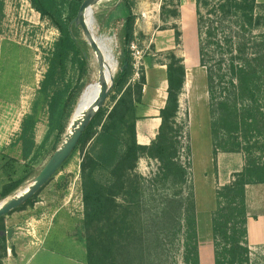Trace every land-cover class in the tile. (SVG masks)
I'll use <instances>...</instances> for the list:
<instances>
[{"label":"trees","instance_id":"trees-1","mask_svg":"<svg viewBox=\"0 0 264 264\" xmlns=\"http://www.w3.org/2000/svg\"><path fill=\"white\" fill-rule=\"evenodd\" d=\"M84 1L28 0L32 9L42 19L48 20L59 34L40 88V94L48 98V127L41 146L53 137L50 154L62 145L79 96V91L74 92L67 79L69 69L72 67L82 74L89 59L90 47L81 37V27L74 23ZM175 2L169 1L170 4ZM135 3L136 0H109L106 6L100 8V5L94 12L97 19L105 20L117 7L124 9V16L112 24L117 32L118 66L115 75L111 44L109 56L102 55L112 79L108 103L85 127L71 154L80 151L82 156L80 179L86 262L164 264L168 253L165 247L180 236L183 264H200L195 199L187 187L189 164L181 160L183 129L177 127L178 98L186 71L182 59L170 54L168 63L164 65L166 100L159 111L157 134L148 146L138 144L136 123L140 118L137 109L143 103L146 79L141 71L138 80L132 81L130 46L135 41ZM194 3L198 63L205 70L210 100L219 99L220 130L227 134L222 144L231 145L230 152L239 153L242 147L238 132L244 130L247 138L253 131L252 123L256 124L254 115L261 116L264 126V6L262 14L254 20L256 0H194ZM167 8L164 1L160 7L162 18L178 16L177 7ZM253 25L261 28L262 32L252 54L254 57L249 59L250 41L246 35ZM93 38L97 44L95 35ZM88 88V95L94 97L98 90L97 82ZM36 125L34 116L22 121L19 142L23 160L34 158ZM248 150L251 149L245 150L248 156L244 168L215 194L216 207L211 213L214 264H251L245 187L264 184V163L251 157ZM141 158L158 164L157 172L150 179L154 190L166 187L172 191L160 199L152 198L154 208L152 212L146 211L150 216L148 227L144 225L146 220L143 217L146 214L143 209L145 180L137 174ZM22 182L7 184L0 193V199L13 194ZM0 252L4 253V248H0Z\"/></svg>","mask_w":264,"mask_h":264},{"label":"rangeland","instance_id":"rangeland-1","mask_svg":"<svg viewBox=\"0 0 264 264\" xmlns=\"http://www.w3.org/2000/svg\"><path fill=\"white\" fill-rule=\"evenodd\" d=\"M108 1L94 6L91 15L94 22L88 24V28L92 36L95 35L102 55L109 56L111 44L115 75L118 66L117 32L112 24L115 19L124 16V9L117 7L105 20L94 16L98 6L104 7ZM164 1L167 9L177 7V17H161L160 7ZM169 1L136 0L133 45L138 68L136 71L133 68L132 80H137L136 72L140 75L143 71L146 83L149 81L150 85H159L160 90V84L166 78L164 65L168 63L170 54L183 61L186 75L182 93L178 98L177 116V127L183 129L181 160L184 164H189L187 187H190L195 199L200 235V264H214L211 213L216 207L215 194L222 187L220 185L230 178V172L244 168L248 156L246 148L251 149L248 150L251 157L264 163V126L260 121L261 116L254 115L256 124L252 123L253 131L247 138L244 130L238 132L242 147L239 153L230 152L232 146L222 144L227 134L220 130V115L217 114L219 99L210 100L205 70L198 63L194 0H174L177 1L174 4ZM263 6L264 0H256L254 20L262 14ZM261 32V28L255 25L249 28L246 35L250 41L249 59L254 57L252 54ZM81 37L86 40L83 32ZM58 38L57 30L32 9L28 0H0V193L7 184L23 181L13 194L0 199V205L27 191L55 153L50 154L53 137L45 146H41L48 127V98L40 94V88ZM67 79L72 83V90L79 91V96L61 144L73 131L72 124L79 125L88 112L78 116L85 102L91 100L92 103L100 93L98 86L94 97L88 95V86L94 81L98 84V63L91 48L85 71L81 74L71 67ZM105 79L109 84L111 77L106 68L104 81ZM146 94L148 95V91ZM28 116H34L37 121L36 147L34 158L23 160L19 141L22 121ZM81 158L80 151L70 155L57 173L28 200V204H23L13 213L0 218L1 230L5 235L8 231L11 233L10 237L0 238V248H4V253L0 252V264H31L32 258L52 256L87 264L80 179ZM157 167L158 164L148 158H141L138 163L137 174L145 180V212H152V198L160 199L172 193L166 187L154 190L150 185V179L157 172ZM186 191L189 190L186 188ZM147 212L143 215L146 227L149 226L147 221L150 219ZM258 235L254 227L251 236L256 238ZM181 244L180 236L168 242L164 264H183ZM249 250L251 264H264V246H253Z\"/></svg>","mask_w":264,"mask_h":264},{"label":"crops","instance_id":"crops-1","mask_svg":"<svg viewBox=\"0 0 264 264\" xmlns=\"http://www.w3.org/2000/svg\"><path fill=\"white\" fill-rule=\"evenodd\" d=\"M147 81L143 96L142 105L138 106L137 115L140 118L136 123V140L143 146H148L154 140L155 133L160 125L159 111L164 107L166 100V78L159 85H150ZM148 91V95L146 92ZM161 92V93H160ZM156 131V132H155ZM240 171L233 170L230 172L227 181L220 186H224L233 181V174ZM221 179V178H220ZM245 203L247 215V241L249 248L253 246H264V184L247 185L245 187ZM256 227L259 235L252 238V231ZM198 236L199 223H198ZM200 240V239H199ZM52 256V255H51ZM82 264L73 259H63L59 256L46 258H32L31 264Z\"/></svg>","mask_w":264,"mask_h":264},{"label":"water","instance_id":"water-1","mask_svg":"<svg viewBox=\"0 0 264 264\" xmlns=\"http://www.w3.org/2000/svg\"><path fill=\"white\" fill-rule=\"evenodd\" d=\"M108 0H85L80 7L77 17L74 19L76 26H80L82 32L85 36V42L94 51L98 50L96 43L94 42L93 36L90 33V29L84 25L83 19L85 18V11L89 10V15L91 17V7ZM98 63V82L101 86L100 93L93 101L90 110L86 113L84 118L81 120L79 125L72 124L73 131L70 136L67 137L66 141L59 147V149L52 155L50 161L39 173V175L34 179L33 184L25 191L22 195L16 196L15 198L0 205V218L7 216L14 210L25 204L29 199H31L36 193H38L43 186L57 173L64 162L70 157L73 150L75 149L81 133L94 117V115L105 105L108 95L111 89L112 79L108 84V81H104V62L101 56L97 59ZM10 231H8V236H10Z\"/></svg>","mask_w":264,"mask_h":264},{"label":"bare ground","instance_id":"bare-ground-1","mask_svg":"<svg viewBox=\"0 0 264 264\" xmlns=\"http://www.w3.org/2000/svg\"><path fill=\"white\" fill-rule=\"evenodd\" d=\"M90 9H91V12H92L93 7H91ZM83 22H84V25H85L86 27H88V24H91L92 22H94L93 17H92V16L90 17V15H89V10H88V9L85 11V18L83 19ZM93 39H94V38H93ZM94 42H95V41H94ZM96 45H97V44H96ZM92 51H93V53L95 54V56H96L97 59H98L99 56H101V58L103 59L102 53L100 52L99 49H98L97 51H94V50L92 49ZM103 62H104V60H103ZM104 66H105V65H104ZM98 86H99V88H100V90H101V86L99 85V82H98ZM93 101H94V100H93ZM92 103H93V102H92ZM92 103H91V100H87V101L85 102V104H84V107L81 109V113H80V115H78V116L80 117V116L84 115V114L86 113V111H89L90 108H91ZM88 108H89V110H87ZM77 114H78V113H77Z\"/></svg>","mask_w":264,"mask_h":264},{"label":"built area","instance_id":"built-area-1","mask_svg":"<svg viewBox=\"0 0 264 264\" xmlns=\"http://www.w3.org/2000/svg\"><path fill=\"white\" fill-rule=\"evenodd\" d=\"M131 56H132V58H133V60H134V62H133V68H134V70L136 71L137 70V68H138V64L135 62L136 60H137V56H136V53H134V50H135V47H134V45H133V43L131 44ZM136 79L138 80V78H139V74L136 72ZM132 81H136V80H132ZM143 92H144V89H143Z\"/></svg>","mask_w":264,"mask_h":264},{"label":"flooded vegetation","instance_id":"flooded-vegetation-1","mask_svg":"<svg viewBox=\"0 0 264 264\" xmlns=\"http://www.w3.org/2000/svg\"><path fill=\"white\" fill-rule=\"evenodd\" d=\"M2 237H6L7 238V237H10V236H8V232L5 235L4 231L0 229V238H2Z\"/></svg>","mask_w":264,"mask_h":264}]
</instances>
